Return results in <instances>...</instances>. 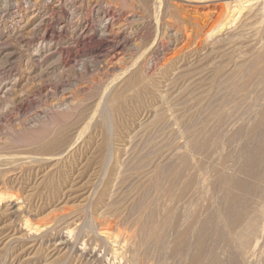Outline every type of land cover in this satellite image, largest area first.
<instances>
[{
	"label": "rangeland",
	"instance_id": "374dc122",
	"mask_svg": "<svg viewBox=\"0 0 264 264\" xmlns=\"http://www.w3.org/2000/svg\"><path fill=\"white\" fill-rule=\"evenodd\" d=\"M263 144L264 0H0V264H264Z\"/></svg>",
	"mask_w": 264,
	"mask_h": 264
},
{
	"label": "bare ground",
	"instance_id": "6f19581e",
	"mask_svg": "<svg viewBox=\"0 0 264 264\" xmlns=\"http://www.w3.org/2000/svg\"><path fill=\"white\" fill-rule=\"evenodd\" d=\"M238 7H239V6H238ZM240 7H241V6H240ZM258 8H259V7H258ZM262 8H263V7H262ZM262 10H263V9H262ZM219 23H220V22H219ZM215 28H216V27H215ZM251 38H252V37H251ZM263 147H264V144H263ZM263 147L259 150V153H258V155H259L260 157H261V156L263 155V153H264V148H263ZM49 175H50V174H49ZM225 180H226V179H225ZM222 181H223V180H222ZM222 181H221V182H222ZM1 196H2V195H1ZM12 197H13V196H12ZM2 198H3V197H2ZM11 199H12V198H11ZM0 200H1V197H0ZM10 201H12V200H10ZM235 203H236V202H235ZM15 205H16V207H17V206H19V203H16ZM230 206H231V205H230ZM248 206H249V205H248ZM263 206H264V205H263ZM260 207H261V206H260ZM236 208H237V207H236ZM261 208H262V207H261ZM261 208H260V209H261ZM17 209H18V208H17ZM198 209H199V208H198ZM256 209H257V208H256ZM260 209H258V211H259ZM262 209H263V208H262ZM253 210H254V209H253ZM209 211H210V209H209ZM246 211H248V210H246ZM254 211H255V210H254ZM252 212H253V211H252ZM260 212H261V211H260ZM258 213H259V212H258ZM258 213H257V214H258ZM263 214H264V211H263ZM263 214H262V215H263ZM258 215H259V214H258ZM260 215H261V214H260ZM242 216H243V215H242ZM242 218H243V219H241V220H242L243 222H242V221H241V222H242L243 224L245 223V224H244L245 227H244V226H241L242 224H240V223L238 222V219L240 220L239 217H238L237 219H235L236 221L233 219V222H234V221H235V222H238V226H239V227H242V228H246V229H247L246 232H245L246 229H244V232H243L242 230H240V231H242L243 233L241 232L239 235H237V236L235 235V236L237 237V238H236V239H237V244H240L239 246L244 245V242L246 243V237H248V236H247V233H249L250 231H251L252 233L254 232V231H252V230H255L254 228L256 227V221H257L256 219L254 220V219H250V218H248V216H246V215H244V217H242ZM167 219H168V218H167ZM25 220H26V219H25ZM235 222H234V223H235ZM29 223H30V221H29ZM29 223L26 222V223H25V226H26V228H27L28 230H30V231H32V230H33V231H34V230H38V229L40 228L39 226L33 227V225H31V224H29ZM235 224H237V223H235ZM239 224H240V225H239ZM233 225H234V224H233ZM230 226H231V225H230ZM239 227H238V228H239ZM231 228H233V226H231ZM231 228H230L229 233H227L229 236H230V235L232 234V232L234 231L233 229L235 228V226H234V228L232 229V232H231ZM242 228H241V229H242ZM239 229H240V228H239ZM237 230H238V229H237ZM237 230H236V232H237ZM240 231H238V232H240ZM248 231H249V232H248ZM35 232H36V231H35ZM230 232H231V234H230ZM105 234L108 235V233H106V232H105ZM233 234H234V233H233ZM233 234H232V235H233ZM236 234H237V233H236ZM250 234H251V233H250ZM113 235H114V234H113ZM150 235H151V234H150ZM228 235H227V236H228ZM232 235H231V236H232ZM233 236H234V235H233ZM235 236H234V237H235ZM234 237H233V238H234ZM105 238H106V237H105ZM231 238H232V237H231ZM203 240H204V239H203ZM122 249H123V248H122ZM237 249H238V248H237ZM114 252H115V251H114ZM122 254H123V253H122ZM241 254H242V253H241Z\"/></svg>",
	"mask_w": 264,
	"mask_h": 264
}]
</instances>
